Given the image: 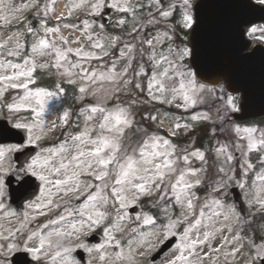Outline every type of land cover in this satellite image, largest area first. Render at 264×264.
I'll list each match as a JSON object with an SVG mask.
<instances>
[{
  "label": "snow or ice",
  "instance_id": "obj_1",
  "mask_svg": "<svg viewBox=\"0 0 264 264\" xmlns=\"http://www.w3.org/2000/svg\"><path fill=\"white\" fill-rule=\"evenodd\" d=\"M179 2L178 23L184 32L182 43L170 44L165 53L157 52L155 46L163 44L164 40L173 41L172 32L142 40V57L147 51L143 45L152 49L148 53L152 74L148 76L141 64L139 71L129 76L135 59L134 45L126 44L111 64L93 65L92 61H102L111 54L120 37H105L104 26L96 32L87 19L79 24H59L77 11L100 15L106 0H74L65 6L66 13L59 14L55 9L56 0H48L43 9L38 0L16 7L0 0V21L4 22L0 27L11 24L9 17L2 14L4 11L12 13L20 22L17 13L31 9L37 14L43 11L38 29L30 23L25 25L27 34L35 37L30 45L22 31L0 42V56L4 57L0 59V101H4L9 90L17 91L11 102L4 101L0 105L10 116L8 122L0 123V212L3 213L0 257L18 253L12 258V264H83V258L77 259L74 255L78 249H83L90 254L88 264H136V256H143L144 250L151 251L157 243L163 245L176 238L178 242L173 245V254L166 264H217L209 253H219L220 247L211 241L226 228L234 232L231 241L223 236L224 242L233 244L231 250L224 253L226 258L244 257V264H255L256 257L264 259V243L256 244L254 240L248 243L250 251L245 255V238L241 229L234 230L240 215L234 205L220 199L234 179V156L228 146L221 144L215 149L217 160L223 157V164L215 171L223 175L211 185V199L206 198L201 203L196 190L203 183L200 173L208 171L204 167L209 164L204 151L184 149L181 152L169 138L138 126L134 111L135 106L143 102L134 97L135 89L143 91L139 77L148 78V95L152 100L168 104L179 101L176 106L185 111L195 107L204 93L224 94V102L217 109L218 114L223 113L221 120L242 110L254 84L258 83L264 100V53L258 65L253 60L259 46L244 54L249 47L245 37L264 43V26L254 24L251 19L257 11L264 13V0ZM155 3L159 5L160 0ZM107 7L123 13L132 11L119 0H113ZM174 8L175 4H170L167 10H160L159 15L168 18ZM53 18L58 23L50 27L49 20ZM126 23L121 18L116 26ZM61 28L72 29L80 35L70 40L62 34ZM73 44L77 47L73 48ZM121 60L127 63L118 70ZM38 72L56 77L52 90L36 86ZM198 77L211 78L213 85H219L218 90L199 83ZM64 84L73 86L80 94L76 100L91 97V101L78 112L71 106L64 107L63 98L67 95ZM121 93L129 99L121 101ZM50 100L61 103L49 110ZM109 102H112L111 107ZM22 112L30 115H19ZM53 114L55 118L49 120ZM144 118L157 119L154 115ZM190 119L199 122L210 117L194 113ZM190 127L188 123L177 121L170 125L169 135L176 136L179 129ZM58 129L63 139L55 135ZM231 131L238 141L245 142L243 146L236 145L244 156L264 149V129L233 125ZM20 133H24L22 142L4 143L19 137ZM49 140L51 146L45 147ZM27 147H33V153L18 170L11 164L5 167L10 154L20 153ZM193 158L202 162L201 168L191 167ZM258 164L260 168L253 184L259 181V190L248 199V204L258 213H264V156H260ZM253 170L255 165L245 160L238 187L245 188L243 177ZM12 172L17 173L15 178L27 196L20 213L4 203L5 178ZM245 195L248 197L249 193ZM144 199L161 209L166 222L158 225L157 217L139 214L136 227L130 228L127 210ZM161 204L165 206L161 208ZM176 208L180 209L179 213L175 212ZM221 217L226 223L221 224ZM38 218H44L43 222L38 223ZM144 226H151V231L142 232ZM100 229L103 242L89 247L87 238ZM257 231L253 229L254 233ZM259 231L264 232V226ZM125 236L129 237L126 244L122 243ZM137 236L140 239H136ZM260 239L264 240V236ZM197 247H200L199 252L194 251ZM110 248L119 250L109 253Z\"/></svg>",
  "mask_w": 264,
  "mask_h": 264
},
{
  "label": "rangeland",
  "instance_id": "obj_2",
  "mask_svg": "<svg viewBox=\"0 0 264 264\" xmlns=\"http://www.w3.org/2000/svg\"><path fill=\"white\" fill-rule=\"evenodd\" d=\"M28 1H30V0H6V3H8L12 7H16V6H19L21 4L27 3ZM121 1H123V0H121ZM58 8L61 9L62 12H66L64 7H62L61 5H59ZM2 14L9 17V19L11 20V24L7 25V26L0 27V42H2L4 39H6L8 35H11L12 33L17 32V31H22V32H25L26 42L28 45H30V43L35 39V37L27 34V30L25 28V25L30 23V24H32L34 29H38L39 28V22H38V24L35 25V23H33L31 19H27V20L23 21L24 20L23 19L24 11L16 14V16L19 17L20 20H22V22L18 21L17 19H14L12 16V13H10L9 11H4ZM76 17L77 16H75V18ZM82 20L83 19L72 20L69 18V19H65V20L60 21L59 24L60 25H63L64 23L79 24L80 21H82ZM150 20L158 21L157 17H154ZM88 21L90 24H92L94 30L99 29L101 26L100 24H98V25L95 24L91 20H88ZM57 23L58 22L56 21V23H51V24H49V26L50 27L56 26ZM3 24H4V22L0 21V25H3ZM81 27H82V25H81ZM150 28L153 29L148 35V37H150V39L153 36H156L158 33H164L167 31L165 29L164 25L159 24V22L158 23H150ZM61 31H62V34L64 36L68 37L70 40L76 39V37L80 35V33L76 32L72 29L61 28ZM22 42H24V41H22ZM131 44L134 45V51H137L141 45L140 42H136L134 44L131 43ZM169 45L166 47L167 49L163 52H166L168 50ZM171 45L175 46L173 43H171ZM71 46L73 48L77 47V45H75V44H73ZM124 46H125V44L121 45L118 50L121 51L124 48ZM118 54H120V53L118 52ZM0 59H4V57L0 56ZM7 59H12L14 62H21V61H17V59L14 57H8ZM101 63L102 62H100V61H92L93 65H99ZM126 63H127V61H126ZM136 67H137V65L134 66L132 68V70H130L129 76H132L134 74V72L139 71L140 65L138 66L137 69H136ZM145 70L148 73V76H150L152 74V69H151V71H147V68L145 67ZM50 77L52 78L55 76H50ZM137 79L142 82L143 91H141L140 89H135L134 90V97L135 98L139 97L138 99L140 101H149V102L153 103L152 101H155V100H152L148 95V78L147 77H139ZM198 82L203 83L200 80H198ZM203 84H206V83H203ZM206 85L208 88H212L214 86L217 88V90L219 88V85L216 86V85H211L208 83ZM53 88H54V86H52L50 88V90H52ZM9 94H12V96L9 99H7V102H11L17 96V91L9 90V92L5 93L4 101H6L5 99ZM76 94H77V96L80 95L77 91H76ZM223 95L224 94L204 93V94H202V100L195 107L189 108L187 111L176 106L177 103H179V101H176L172 104L160 103V102L156 101L157 105L158 104L163 105L164 108L169 107V106H173L174 108L182 109V113H176L173 111L160 109L159 111H157L154 114V116L157 117L156 121H152L150 119H145L144 125H141V122L138 118H136L135 120L137 121L138 126H142V127L146 128L147 121L149 120L151 123L154 124V126L164 127L168 131H170V125L177 122V121L180 122L181 124L188 123L189 125H191L190 129H188V130H185L183 128L178 130L177 136L181 137V139H183V141H179V142L175 143L174 145H176L177 149L180 150L181 152L184 149H188V151H193L195 149H199L201 151H204L206 159L209 160V164L204 166V167L208 168V171L200 173V175L203 178V183L198 188V189H200V193L197 192L198 189L196 190V195L200 198L201 203L206 198L211 199V196L209 195L211 193V185L218 182L220 180L221 176L223 175V174H217L215 171L216 168L220 167L221 164H223V157H221L220 160H217L216 152H215V149L217 147H219L221 144L227 145L229 153L233 154V156H234V159L232 162V167L235 170L234 171V179L229 182V187H231L233 185H237V182L242 179V171H243L245 160H248L253 165H255V170L249 171L248 176L243 177V179L246 181L245 188L241 189L239 187V189L242 193L243 199L245 200L246 205L249 209L250 215L247 218H244V217H242L241 214L238 213V211L236 209L237 213L240 215V222L238 224L234 225V230L235 229H241V235L245 238L244 239V243H245L244 253H245V255H247L250 251V249L247 246L250 241L254 240L256 244L264 243V240L260 239L261 236H264V232L259 231L261 226H264V213H258L256 211V208L250 207L248 204V199L251 196H255L259 190L260 182L257 181L256 184H253V180L255 179L256 172L259 171L260 166L258 164V160H259L260 156H264V149H262L259 153L251 152L247 156H244L242 154V152L237 149L236 145L241 144V146H243L245 144V142L238 141L237 138L235 137V134L231 131V128L233 127V125H240L241 127H243L245 125H251V126H255L257 128H260V129H264V121L262 123H255V122L240 123V122L234 121V119L231 118L232 114H231L230 118L225 116L224 119L221 120L219 117L221 115H223V113L218 114L217 109L221 108V106L224 102L223 98H222ZM145 96L148 98L145 99ZM141 97H144V99L142 100ZM120 99H121V101H126L127 99H129V97L127 95H125L124 93H121ZM4 101H0V105H2V103ZM90 101H91V97L86 98L84 101L78 100V102H81L80 103L81 107L85 103H88ZM60 103L61 102L57 101V100H50L48 102L49 110H52L53 108L58 107L60 105ZM111 104H112V102H109V107H111ZM143 104H144V112H145L144 114L146 117V116H148V114H147L148 112L151 114V110L148 108V103L145 102ZM3 111H7L6 108L0 107V114L3 113ZM194 113H205L210 117L209 120L203 121L206 124L205 130H207V136L205 137L206 141L200 147L197 146L195 132L193 130V128H195V126L198 122L192 121L190 119V117ZM19 115L24 116V115H30V114L22 112ZM53 115L49 116L48 119L49 120L53 119ZM142 120H143V118H142ZM199 122H202V121H199ZM152 133H154V132H152ZM11 158H12V154H10V159L7 162H5L6 168L8 167L9 164H11L12 167L14 168V163H13ZM201 166H202L201 161H199L195 158L192 159L191 167L201 168ZM225 167L227 168V165H225ZM12 173L17 174L16 172H12ZM228 188L225 189L223 193H221L220 199L224 200L229 205H234L233 202H231V200L227 197V195L229 194V193H227ZM245 193H249V196L246 197ZM5 199H6V191H5L4 201H5ZM140 204H141L142 209L139 212V214H148V215H152V216L157 217V224L158 225L161 222H166V218L164 217L161 209L153 207L151 200L144 199ZM136 205H138V204H136ZM164 206L165 205L161 204V208H163ZM234 206L236 208V205H234ZM179 211H180L179 208L175 209L176 213H179ZM196 211L198 214L199 204L197 205ZM0 214H1L0 217H2L3 213H0ZM128 214H129L128 226L130 228L136 227V224H137L136 216L139 214H135V215L131 214V213H128ZM260 217H261V220H259L257 223H255L256 218H260ZM220 221H221V224L226 223V222H223L222 217L220 218ZM0 222H3V221L0 220ZM221 224H217L216 226L220 227ZM253 229H257L258 231L254 233ZM141 231L144 233H147V232L151 231V226H144L141 229ZM180 231H182V229H180ZM233 234H234V232H228L227 229L225 228L223 234L216 233V238L211 241V243L214 246L220 247L219 253H217V254L209 253L213 257V259H215L217 261V264H244V257H238L235 260H233L232 257L226 258L224 255L225 252H228L231 250V248L233 247V244L229 243V242H224L223 236H227L229 238V241H231V237ZM118 238H119V235H118ZM128 238L129 237L125 236L122 239V243L126 244V241ZM103 239H104V236L102 237V239L100 240L99 243H102ZM136 239H140V237L137 236ZM149 239H152V238H149ZM153 242H155V241H153ZM177 242L178 241L176 240L175 243H177ZM99 243H87V244L89 247H93L94 245L99 244ZM159 245L160 244L157 243L156 247L153 248L151 251L144 250L143 256L137 255L135 258L136 264H166L167 259L170 258L173 254V252H172L173 246L157 262L149 263V261H147V258L151 255V253L156 248H158ZM221 245H223V246L221 247ZM118 250L119 249L110 248V249H108V252L112 253L113 251H118ZM194 251L199 252L200 247H197ZM92 255H96V253H92ZM88 256H89V258H88V260H89L90 259L89 253H88ZM258 258L259 257H256L255 264H260ZM190 259H194V257H191ZM2 263H3V261H2V259H0V264H2Z\"/></svg>",
  "mask_w": 264,
  "mask_h": 264
},
{
  "label": "water",
  "instance_id": "obj_3",
  "mask_svg": "<svg viewBox=\"0 0 264 264\" xmlns=\"http://www.w3.org/2000/svg\"><path fill=\"white\" fill-rule=\"evenodd\" d=\"M261 53L262 52H259V51L257 52V56L253 60L254 64H256V65L259 64ZM244 54H247V53H244ZM201 80H204L207 82H212L211 78H209L207 80H205V79H201ZM262 113H264V100L261 99L259 86L257 83V84H254L253 87L250 89L249 94H248V101L242 107L241 113L235 114L234 117L235 118H243V117H247V116L259 115ZM21 138H22V136L20 134L19 137H13V138H10L8 140L9 141L22 142ZM35 150L37 151V149H35ZM30 153H33V147H27L24 150H22L20 153H15V159L17 161V168H19L20 165L24 164L26 158L28 157V155ZM6 179H14V178L10 175V176L6 177ZM26 179H31V178H26ZM7 184L9 185V191H10V194L12 196L11 197L12 201L21 202L23 199L27 198V196L25 195V193L23 191V188L20 186V182L16 186H11L10 181L7 180ZM130 211H135V208H130ZM174 240H175V238L167 241L162 246L160 251L156 254V256L160 252H162L163 250L168 248L173 243ZM15 256H18V254Z\"/></svg>",
  "mask_w": 264,
  "mask_h": 264
},
{
  "label": "flooded vegetation",
  "instance_id": "obj_4",
  "mask_svg": "<svg viewBox=\"0 0 264 264\" xmlns=\"http://www.w3.org/2000/svg\"><path fill=\"white\" fill-rule=\"evenodd\" d=\"M48 1V0H47ZM65 1H68V0H65ZM172 1V0H170ZM179 1V0H178ZM113 2V0H106V10L103 8V11L105 10V12L107 13L105 15V17L107 18L106 20V23H109V24H112V23H115L117 22L116 20V16L118 14H124L123 12H120V11H117L115 8H111V9H107L109 7H107V4H111ZM180 3V2H179ZM146 6L145 4H143V7H141V9H144ZM117 11V13H116ZM114 12L116 14H114ZM140 12H132V17L133 18H136V15L139 14ZM87 18H90V16H88ZM260 26L262 25V23H258ZM139 31V30H138ZM138 31L137 32H134V33H131V39H130V43H136L138 42L139 38H138ZM124 37V35H123ZM254 40V39H253ZM254 41H257V40H254ZM264 45V43H262ZM44 220V218H38V223H42ZM0 259H2L3 263L2 264H10V255L8 257H0Z\"/></svg>",
  "mask_w": 264,
  "mask_h": 264
},
{
  "label": "trees",
  "instance_id": "obj_5",
  "mask_svg": "<svg viewBox=\"0 0 264 264\" xmlns=\"http://www.w3.org/2000/svg\"><path fill=\"white\" fill-rule=\"evenodd\" d=\"M198 128H199V129H201V128L203 129V127H202V126H200V127H198ZM198 128H196V130H197Z\"/></svg>",
  "mask_w": 264,
  "mask_h": 264
}]
</instances>
